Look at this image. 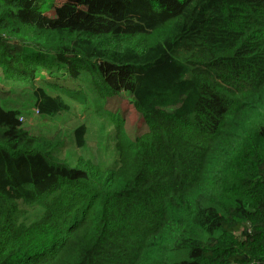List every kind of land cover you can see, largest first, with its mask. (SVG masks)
I'll return each mask as SVG.
<instances>
[{"label": "trees", "instance_id": "1", "mask_svg": "<svg viewBox=\"0 0 264 264\" xmlns=\"http://www.w3.org/2000/svg\"><path fill=\"white\" fill-rule=\"evenodd\" d=\"M2 82L83 121L0 89V264H264V0H0ZM123 92L147 130L71 164Z\"/></svg>", "mask_w": 264, "mask_h": 264}, {"label": "rangeland", "instance_id": "2", "mask_svg": "<svg viewBox=\"0 0 264 264\" xmlns=\"http://www.w3.org/2000/svg\"><path fill=\"white\" fill-rule=\"evenodd\" d=\"M0 89L3 91V96L6 98L9 97L8 100L13 106H25L23 111V122L35 129L37 133L54 132L56 128L63 129L66 133H70L75 124L83 121V117L80 115L81 106L79 105L75 107L76 115H78L77 117L66 114L51 120L32 111L33 108L31 104L28 103L30 100V90L27 86L2 82L0 83ZM129 100L130 97L123 92L113 99H110L106 107L102 106L95 108L93 107L92 100H90V103H86L85 107H89L95 116L92 115L89 117L90 121L84 122L88 128V134L86 136L87 144L85 147L82 149L69 147L66 150L67 159L71 164L74 165L79 158L101 163H110L117 160L116 133L113 123L110 121L109 112L112 114L117 111L120 112L124 119V129L130 137L142 134L147 130L145 121L141 115L133 109ZM88 113L89 111L85 113V116H87ZM181 254L184 255L185 252Z\"/></svg>", "mask_w": 264, "mask_h": 264}, {"label": "built area", "instance_id": "3", "mask_svg": "<svg viewBox=\"0 0 264 264\" xmlns=\"http://www.w3.org/2000/svg\"><path fill=\"white\" fill-rule=\"evenodd\" d=\"M20 120H22V118Z\"/></svg>", "mask_w": 264, "mask_h": 264}]
</instances>
